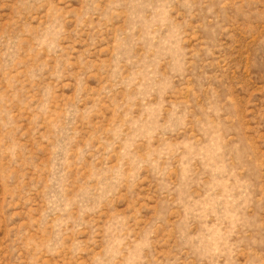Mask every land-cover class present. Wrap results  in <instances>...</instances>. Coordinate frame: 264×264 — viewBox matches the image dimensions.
<instances>
[{
    "label": "rangeland",
    "instance_id": "obj_1",
    "mask_svg": "<svg viewBox=\"0 0 264 264\" xmlns=\"http://www.w3.org/2000/svg\"><path fill=\"white\" fill-rule=\"evenodd\" d=\"M0 264H264V0H0Z\"/></svg>",
    "mask_w": 264,
    "mask_h": 264
}]
</instances>
